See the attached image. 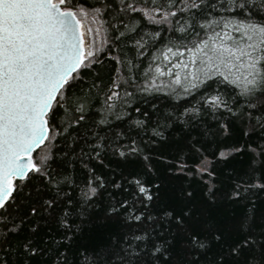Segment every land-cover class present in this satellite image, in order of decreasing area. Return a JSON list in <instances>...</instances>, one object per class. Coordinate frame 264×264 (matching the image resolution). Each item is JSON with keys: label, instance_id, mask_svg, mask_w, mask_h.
Segmentation results:
<instances>
[{"label": "snow or ice", "instance_id": "snow-or-ice-1", "mask_svg": "<svg viewBox=\"0 0 264 264\" xmlns=\"http://www.w3.org/2000/svg\"><path fill=\"white\" fill-rule=\"evenodd\" d=\"M0 264H264V0H0Z\"/></svg>", "mask_w": 264, "mask_h": 264}]
</instances>
